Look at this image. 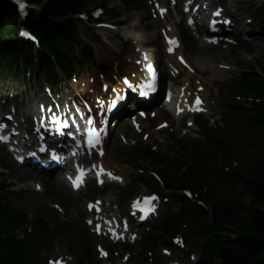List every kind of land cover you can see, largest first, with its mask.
Here are the masks:
<instances>
[{
	"label": "trees",
	"instance_id": "trees-1",
	"mask_svg": "<svg viewBox=\"0 0 264 264\" xmlns=\"http://www.w3.org/2000/svg\"><path fill=\"white\" fill-rule=\"evenodd\" d=\"M38 5H42L43 13H32L28 20V26L39 35L41 43L46 51L39 55V63L46 70L52 69V62L48 54H54L59 57L58 51L52 48V40L57 33L65 37V44L68 46L76 37L74 32L69 34L71 28H76L77 24L73 22V14L79 12L81 8L90 0H31ZM98 1L105 7L107 12L115 13V9L109 6V0ZM125 8L131 3L129 0H120ZM19 20L16 10L4 0H0V51L4 54L8 51L9 56L14 59L24 49H29V45H16L14 38L17 36ZM30 62L32 59L30 58ZM236 81L240 84L243 95L256 98L259 101L254 102L252 108L245 112L240 108H230L232 119L229 121L238 130L247 135L259 137L264 143V75L263 73L252 70L242 73ZM238 115L240 119H236ZM214 143L222 148H228L230 143L227 141H218L214 137ZM204 150L212 153L209 146L205 148L191 147L190 151L199 155L205 160ZM145 159L152 157L154 161H161L151 153L140 151ZM135 154V152H131ZM132 157V156H131ZM210 164L209 161H206ZM167 164V169L172 173L165 174L166 183L173 190L189 187V183H194L201 187L204 185L203 176L206 171L203 166L191 161L187 162L181 159L171 160ZM223 194L219 195L216 201L218 191L214 190L213 206L210 219L214 225L213 231H209L207 238L208 254L211 257L219 258L220 264H264V147L262 148V158L259 164L252 165L246 171H230L224 177L222 184ZM212 196L211 190L208 192ZM182 200V197L178 195ZM247 199L246 203L244 200ZM7 206H12L11 202ZM12 210L2 209L0 207V230L7 227L9 221L20 223L26 220V213L22 209L11 207ZM207 211L202 210L201 216L208 217ZM179 219L173 221L177 225ZM64 226V227H63ZM55 228L54 233H48V229L43 225L42 230L32 234L25 241L11 240L4 244L0 243V264H33L29 262L27 250H32L33 244L44 242L50 235L52 237H62L70 245L74 242H80L84 237L78 233L65 235L62 229L66 225ZM6 229V228H5ZM207 264H211L210 261Z\"/></svg>",
	"mask_w": 264,
	"mask_h": 264
},
{
	"label": "rangeland",
	"instance_id": "rangeland-1",
	"mask_svg": "<svg viewBox=\"0 0 264 264\" xmlns=\"http://www.w3.org/2000/svg\"><path fill=\"white\" fill-rule=\"evenodd\" d=\"M110 5L117 7L118 9H122V4L118 0H110ZM241 11H246L247 13H253L255 15H258L256 11H253L251 4L247 0H240V2L237 5ZM92 7V4L90 5ZM126 19L128 21H135L136 15H133L131 12L129 16H126ZM143 14H140V17L142 18ZM153 23L148 22L145 23L143 20L141 21V25L139 30L146 35L149 33V41H147V44L151 47V50L153 51V54L156 57H159V49L152 46L154 43V37L155 33L153 31ZM157 45V43H155ZM186 51L187 54L190 57H195L198 59H205V60H213L218 63H230L232 65H235L236 68H249L250 66H254L257 64L258 61L262 62V66H264V39H259L257 41H253L249 43L247 46L240 45L239 47L235 48H227L226 50H216L212 48H203L199 49L195 46L194 43L185 42ZM260 68V67H259ZM258 69V67H257ZM207 74H210V71H207ZM237 75V71H226L224 74L225 79H229L232 76ZM217 102L220 101V97L216 98ZM212 104V102L210 101ZM217 109L216 114H220V108L218 106L211 107L212 111H215ZM219 113V114H218ZM192 135L187 134V137H184L186 140L192 139ZM201 139V138H200ZM237 139V138H236ZM190 143V142H189ZM141 146H144L146 143H143L142 141H139ZM167 143L163 142L162 147L163 148ZM109 150L111 151L110 155L108 156V161L113 162V160L118 161H125L126 157V149L119 148L118 144H112V142L109 143ZM2 153L0 152V155ZM4 164L8 166L9 173L6 174V178H9L14 185L15 188L19 189V184L15 183V180L25 183L29 185V190L24 191L17 201V205H21L22 207H25L27 211L32 213L33 215L36 213V211L39 210L40 207H42V204H44L46 201L50 202H59L67 209V214L65 217H67V220L71 226V230L78 231L83 227L82 221H81V214L80 209L82 208V194H79L78 197L75 200V204L69 203L65 201L63 198L64 196L68 195V191L63 186H57V184L54 181H50L48 176H44L39 174V172L31 170L27 167H18L15 163L11 162L7 157H3ZM243 158H246L243 156ZM141 162V161H140ZM134 165H137L135 162H133ZM139 165V164H138ZM41 179L44 184L45 191L42 193H35L32 190V184L33 181ZM13 180V181H12ZM119 195L121 197V191L119 192ZM248 202V200H245ZM78 206H80L78 208ZM92 243L97 242L98 239L91 236ZM53 244L55 246L61 245L65 247V243L54 240L48 243V246H46L44 249H42V256L45 257L46 255H51L55 253V249L53 248ZM93 245V244H92ZM52 246V248H51ZM50 247V248H49ZM86 259V264H90L91 261H96L95 252L92 248V250L84 256Z\"/></svg>",
	"mask_w": 264,
	"mask_h": 264
},
{
	"label": "bare ground",
	"instance_id": "bare-ground-1",
	"mask_svg": "<svg viewBox=\"0 0 264 264\" xmlns=\"http://www.w3.org/2000/svg\"><path fill=\"white\" fill-rule=\"evenodd\" d=\"M126 36H131L132 38L134 37H140V34L135 35L133 32H125L124 33ZM145 39L149 40V33L146 34ZM197 64L201 67V68H208L209 70H211V72H213L214 74H219V73H226L225 70L220 69L219 66H217L214 62H212L211 64H201L199 62H197ZM59 177L56 178L55 182L58 186H61V182L60 179H58ZM77 196V193H71V198L64 196L63 198L65 199V201L69 202V203H73L75 204V198Z\"/></svg>",
	"mask_w": 264,
	"mask_h": 264
},
{
	"label": "snow or ice",
	"instance_id": "snow-or-ice-1",
	"mask_svg": "<svg viewBox=\"0 0 264 264\" xmlns=\"http://www.w3.org/2000/svg\"><path fill=\"white\" fill-rule=\"evenodd\" d=\"M22 7H23V5H22ZM217 15H219V11L216 13ZM191 22V21H190ZM24 35H28V33H24ZM175 41H170V43H174ZM170 51H171V48L169 49ZM149 68H150V70H153L154 71V69H152L151 68V65H149ZM197 103H199V100H197ZM110 174V173H109ZM111 175V174H110ZM81 181H80V178L78 177L77 178V181L75 182V186H79V183H80ZM146 199H149V200H154L155 199V197H149V198H146ZM57 264H60V262H57Z\"/></svg>",
	"mask_w": 264,
	"mask_h": 264
}]
</instances>
